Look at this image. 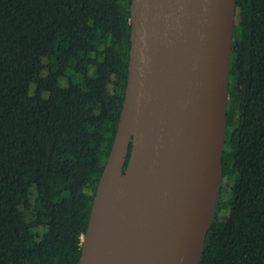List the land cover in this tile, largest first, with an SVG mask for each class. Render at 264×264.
<instances>
[{"label": "trees", "instance_id": "obj_1", "mask_svg": "<svg viewBox=\"0 0 264 264\" xmlns=\"http://www.w3.org/2000/svg\"><path fill=\"white\" fill-rule=\"evenodd\" d=\"M131 1L0 0V264L80 262L125 100ZM229 95L202 264H264V0H237Z\"/></svg>", "mask_w": 264, "mask_h": 264}, {"label": "water", "instance_id": "obj_2", "mask_svg": "<svg viewBox=\"0 0 264 264\" xmlns=\"http://www.w3.org/2000/svg\"><path fill=\"white\" fill-rule=\"evenodd\" d=\"M130 10L125 100L79 264H202L221 194L237 0H132Z\"/></svg>", "mask_w": 264, "mask_h": 264}]
</instances>
